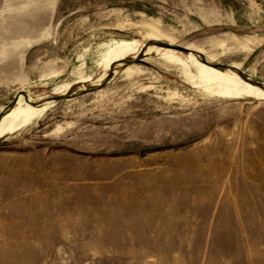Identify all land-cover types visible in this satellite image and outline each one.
<instances>
[{
	"label": "rangeland",
	"instance_id": "obj_1",
	"mask_svg": "<svg viewBox=\"0 0 264 264\" xmlns=\"http://www.w3.org/2000/svg\"><path fill=\"white\" fill-rule=\"evenodd\" d=\"M147 37L264 84V0H0V114L76 95L0 139V264H264V101L159 48L105 82L106 46Z\"/></svg>",
	"mask_w": 264,
	"mask_h": 264
},
{
	"label": "bare ground",
	"instance_id": "obj_2",
	"mask_svg": "<svg viewBox=\"0 0 264 264\" xmlns=\"http://www.w3.org/2000/svg\"><path fill=\"white\" fill-rule=\"evenodd\" d=\"M147 40L155 41L157 38L147 37ZM106 47L107 52L99 62V67L102 69L103 74H107L110 68L115 66L117 63L122 64L131 57H135L131 59L138 58L143 49V44L138 40L113 41ZM154 49H156L154 53H156V56L158 55V57H160L162 62L172 65L174 70L176 68L182 80L188 85L203 91V95L205 92L225 100L248 98L256 101H264L263 90L241 80L233 71H221L211 67L209 65L211 62L207 58L206 61L208 64H205L191 53L182 55L180 52L175 50L157 47L154 45L147 48L144 56L149 55ZM144 71L140 66L131 64L122 70L121 75L125 79L130 80L143 76ZM89 81H91L90 77H84L79 78L76 83L87 84ZM70 87L71 85H67L56 89L53 92V95H67V91ZM20 98L23 99L22 102L16 103L12 108L2 112V117L0 119V139L8 135L24 131L41 121L47 114L50 113L54 103L46 102L47 98L43 99V101H34L31 97H28V101H26L23 96H19L18 100ZM56 131L59 132L60 128L57 127Z\"/></svg>",
	"mask_w": 264,
	"mask_h": 264
},
{
	"label": "water",
	"instance_id": "obj_3",
	"mask_svg": "<svg viewBox=\"0 0 264 264\" xmlns=\"http://www.w3.org/2000/svg\"><path fill=\"white\" fill-rule=\"evenodd\" d=\"M150 45H154V46H157V47H162V48H168V49H172V50H175V51H179V52H183V53H191V54H193L194 56H196L201 62H203V63H205V64H208L207 63V61H206V58L202 55V54H200V53H197V52H195V51H191V50H189V49H186V48H182V47H177V46H172V45H169V44H163V43H157V42H153V41H150V43H148V44H145L144 46H143V49H142V51L140 52V54H139V57L138 58H136V59H132L131 61H125V64H127V65H131V64H133V63H138V62H142V60L140 59L141 58V56H143V53H144V51L145 50H147V48L150 46ZM211 67H213V68H215V69H218V70H221V71H224V70H230V71H233V72H235L237 75H238V77L241 79V80H243V81H245V82H247L248 84H250V85H252V86H255V87H258V88H260L261 90H263L264 91V84H262V83H259V82H256V81H251L249 78H247L240 70H238V69H236V68H234V67H228V66H224V65H220V64H209ZM113 69H114V66H112L111 68H110V70L108 71V73L106 74V76H105V78H104V80H105V82H107L110 78H111V76H112V74H113ZM101 85H98L97 87H100ZM93 90V89H92ZM85 91H83V93H84ZM82 94V93H81ZM80 94V95H81ZM19 96H23V98L26 100V101H28V97H27V95L25 94V93H21L20 95H17L16 96V98L14 99V101H13V103L9 106V108L8 109H10V108H12L16 103H17V100H18V98H19ZM76 95H64V96H54V97H51V98H49V99H47V101L46 102H55V101H60V100H63V99H65V98H73V97H75ZM42 104V103H41ZM7 109V110H8ZM6 110V111H7ZM1 117H2V113L0 114V119H1Z\"/></svg>",
	"mask_w": 264,
	"mask_h": 264
}]
</instances>
